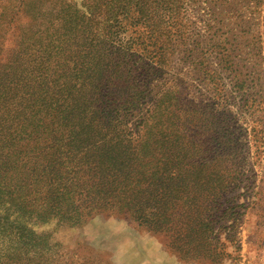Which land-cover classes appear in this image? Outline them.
I'll list each match as a JSON object with an SVG mask.
<instances>
[{
	"label": "trees",
	"instance_id": "16d2710c",
	"mask_svg": "<svg viewBox=\"0 0 264 264\" xmlns=\"http://www.w3.org/2000/svg\"><path fill=\"white\" fill-rule=\"evenodd\" d=\"M12 2L0 0V182L21 168L22 187L47 211L73 225L128 215L185 260L238 252L257 193L238 117L182 122L191 108L169 99L184 1L37 0L33 26Z\"/></svg>",
	"mask_w": 264,
	"mask_h": 264
},
{
	"label": "rangeland",
	"instance_id": "374dc122",
	"mask_svg": "<svg viewBox=\"0 0 264 264\" xmlns=\"http://www.w3.org/2000/svg\"><path fill=\"white\" fill-rule=\"evenodd\" d=\"M183 1L187 40L173 44L169 99L191 108L182 122L200 126L212 115L217 124L229 123V109L238 117L247 180L256 181L257 191L239 227L240 250L228 247L231 256L217 263L185 260L168 249L164 234L124 214L100 212L73 225L29 195L21 184L26 174L16 168L0 182V264H264V0ZM20 2L19 22L32 24L39 3L18 0L9 7ZM56 134L51 139L66 143ZM165 150L174 148L167 142Z\"/></svg>",
	"mask_w": 264,
	"mask_h": 264
}]
</instances>
